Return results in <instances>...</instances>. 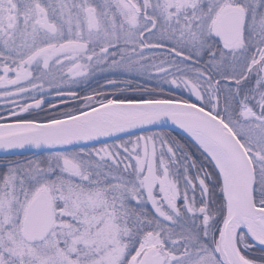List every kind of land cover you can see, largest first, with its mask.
Returning a JSON list of instances; mask_svg holds the SVG:
<instances>
[{
	"label": "snow or ice",
	"instance_id": "1",
	"mask_svg": "<svg viewBox=\"0 0 264 264\" xmlns=\"http://www.w3.org/2000/svg\"><path fill=\"white\" fill-rule=\"evenodd\" d=\"M0 151V264H264V0H0Z\"/></svg>",
	"mask_w": 264,
	"mask_h": 264
},
{
	"label": "water",
	"instance_id": "2",
	"mask_svg": "<svg viewBox=\"0 0 264 264\" xmlns=\"http://www.w3.org/2000/svg\"><path fill=\"white\" fill-rule=\"evenodd\" d=\"M23 152L24 155H31V152L28 150H21ZM5 153H3L2 151H0V158L5 157Z\"/></svg>",
	"mask_w": 264,
	"mask_h": 264
},
{
	"label": "flooded vegetation",
	"instance_id": "3",
	"mask_svg": "<svg viewBox=\"0 0 264 264\" xmlns=\"http://www.w3.org/2000/svg\"><path fill=\"white\" fill-rule=\"evenodd\" d=\"M49 99H51L53 101V103H57L58 102V98L55 97L54 95L49 97Z\"/></svg>",
	"mask_w": 264,
	"mask_h": 264
},
{
	"label": "trees",
	"instance_id": "4",
	"mask_svg": "<svg viewBox=\"0 0 264 264\" xmlns=\"http://www.w3.org/2000/svg\"><path fill=\"white\" fill-rule=\"evenodd\" d=\"M0 159H2V158H0Z\"/></svg>",
	"mask_w": 264,
	"mask_h": 264
}]
</instances>
